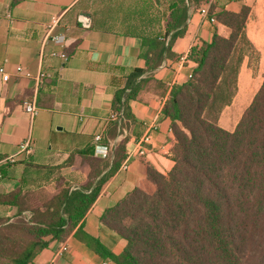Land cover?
Instances as JSON below:
<instances>
[{"label":"crops","instance_id":"0c3cea01","mask_svg":"<svg viewBox=\"0 0 264 264\" xmlns=\"http://www.w3.org/2000/svg\"><path fill=\"white\" fill-rule=\"evenodd\" d=\"M262 2L208 0L192 9L184 34L172 45L171 56L151 74L140 77L138 95L129 102L132 121L122 135L106 144L114 91L125 86L126 77L133 69H146L141 41L135 34L157 31L155 22L152 27L141 22L142 17L156 21L157 3L153 0H0V66L9 77L4 82L0 75V219L12 220L17 214V208L4 204L2 197L18 190L36 194V201L29 203L40 208L45 199L56 193L58 175L70 189L85 187L92 180L90 162L94 165L111 160V147L123 137L128 138L125 145L128 169L119 168L102 185L80 222L82 230H77L79 223L62 240L47 238V246L29 264H115L94 253L84 243L85 234L97 238L113 254H120L126 242L101 225V215L139 185L145 175L144 165L162 175L173 167L169 154L175 139L162 108L172 87L184 83L195 68L193 62L186 60L190 48L202 42L210 43L214 31L222 37L229 35V29L219 24L210 11L224 9L236 14L243 6L248 7L245 35L260 52V64H264V39L248 30V22ZM146 5L148 8L144 9ZM203 8L209 11L207 18L200 14ZM159 10L167 14L166 4L160 3ZM80 15L90 17L88 28L79 22ZM210 18L215 22H210ZM54 20L56 25L50 31ZM49 33L63 34L64 47L48 41ZM52 51H63L67 61L50 56ZM20 70L30 76L19 74ZM243 102L240 94L235 111ZM30 104L37 109L34 116L24 111ZM231 124L223 129L231 132ZM96 135H101V143L109 147L105 157L94 153ZM147 135L150 141L142 144L144 150L140 154L138 144ZM28 138L32 141L31 150L19 152V145ZM78 151H83V155L77 154ZM70 155H73L72 164L55 170ZM9 158L14 162L6 161ZM107 171L102 170L99 177ZM63 245L67 251L59 255Z\"/></svg>","mask_w":264,"mask_h":264},{"label":"trees","instance_id":"16d2710c","mask_svg":"<svg viewBox=\"0 0 264 264\" xmlns=\"http://www.w3.org/2000/svg\"><path fill=\"white\" fill-rule=\"evenodd\" d=\"M153 1L158 6L156 21L142 17L141 22L151 27L155 22L157 31L135 34L146 69H133L125 86L114 91L106 144L132 121L129 102L138 95L140 77L171 56L189 12L208 0ZM162 2L165 15L159 10ZM248 12L246 6L236 14L210 11L230 33L222 37L214 31L210 43L190 48L186 60L195 68L184 83L172 87L163 105L175 139L169 154L173 167L162 175L144 165L139 185L101 215V225L126 242L120 254L85 234L84 243L103 259L115 264H245L249 228L264 215V82L232 132L219 127L217 120L236 93L243 61L237 44H250L245 35ZM127 141L125 136L111 147V160L90 162L92 180L85 187L70 189L58 175L56 193L40 208L25 204L32 192L18 190L2 197L4 204L17 208L13 219L21 220L0 219V227L7 225L5 234L0 230V264H29L47 246V238L62 240L78 226L102 185L127 158ZM72 162L70 155L55 170ZM82 228L80 223L77 230Z\"/></svg>","mask_w":264,"mask_h":264},{"label":"rangeland","instance_id":"374dc122","mask_svg":"<svg viewBox=\"0 0 264 264\" xmlns=\"http://www.w3.org/2000/svg\"><path fill=\"white\" fill-rule=\"evenodd\" d=\"M248 30L264 39V2L260 4L255 15L248 22ZM236 53L243 55V61L237 75L236 93L231 103L222 109L217 120V124L221 128H228V124L233 123L231 124V132L234 130L242 113L250 105L262 82H264V64H260V52L251 43L247 44L244 41H240L237 44ZM240 94L241 99L245 102H243L241 108L235 111ZM36 199V194H28L25 204L28 203L30 205L29 201H36ZM19 220L21 218L12 219V223ZM0 230L5 234L7 225H1ZM245 256V264H264V215L249 228V240Z\"/></svg>","mask_w":264,"mask_h":264},{"label":"built area","instance_id":"2783aa9c","mask_svg":"<svg viewBox=\"0 0 264 264\" xmlns=\"http://www.w3.org/2000/svg\"><path fill=\"white\" fill-rule=\"evenodd\" d=\"M200 14L202 15L203 18H207L208 17V9L203 8L200 10ZM210 22H215L214 19L210 18L209 19ZM56 25V20L53 21L51 27H50V31L52 30V28ZM48 41H50L51 43H53L54 45L58 46L59 48H63L64 44H65V36L63 34H48ZM50 56L52 57H57L59 58L62 62H66L67 61V55L63 52V51H52L50 53ZM19 74L29 77L30 74L26 71L20 70ZM0 75L2 77V81L6 82L8 81V75L5 74V70L3 66H0ZM24 111L26 113H28L30 116H34L37 113V109L33 106V105H26L24 107ZM112 118H117V116L115 114L111 115ZM101 135H96L93 139L95 145H94V153L96 156L99 157H105L108 154L109 151V147L106 144H102L101 143ZM150 141L149 135L143 137L141 139V142H139L138 144V153L142 154L143 153V146L142 144H148ZM32 148V141L31 138L26 139L25 141H23L20 145H19V152H29ZM9 162H14V160L12 158H9L8 160ZM128 161H129V157L127 156V158L125 159V161H123V163L120 166V170L122 171H126L128 169ZM67 251V246L63 245L60 247L58 254L61 255L62 253ZM49 264H53V262H50Z\"/></svg>","mask_w":264,"mask_h":264},{"label":"water","instance_id":"95a60500","mask_svg":"<svg viewBox=\"0 0 264 264\" xmlns=\"http://www.w3.org/2000/svg\"><path fill=\"white\" fill-rule=\"evenodd\" d=\"M78 20L84 28H88L90 26V17L89 16L80 15Z\"/></svg>","mask_w":264,"mask_h":264}]
</instances>
